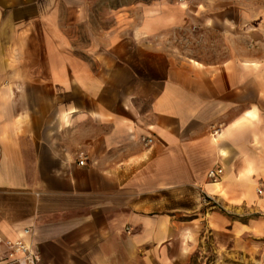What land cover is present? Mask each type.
Returning <instances> with one entry per match:
<instances>
[{
    "label": "crops",
    "instance_id": "crops-1",
    "mask_svg": "<svg viewBox=\"0 0 264 264\" xmlns=\"http://www.w3.org/2000/svg\"><path fill=\"white\" fill-rule=\"evenodd\" d=\"M20 240L264 264V0H0V264Z\"/></svg>",
    "mask_w": 264,
    "mask_h": 264
},
{
    "label": "built area",
    "instance_id": "built-area-1",
    "mask_svg": "<svg viewBox=\"0 0 264 264\" xmlns=\"http://www.w3.org/2000/svg\"><path fill=\"white\" fill-rule=\"evenodd\" d=\"M146 146L152 145L154 140L152 138H145L143 139ZM79 165L84 166L85 160H81ZM223 171L221 168H215L209 171L208 179L211 182H217L220 179ZM261 193V192H260ZM203 203L207 206H220V204L214 199L209 196H204ZM25 233H29L26 229ZM8 248L11 251V255L19 254V258L16 259H8L4 261V264H43L41 256L34 251V249L23 240H20L16 243L8 244Z\"/></svg>",
    "mask_w": 264,
    "mask_h": 264
},
{
    "label": "rangeland",
    "instance_id": "rangeland-1",
    "mask_svg": "<svg viewBox=\"0 0 264 264\" xmlns=\"http://www.w3.org/2000/svg\"><path fill=\"white\" fill-rule=\"evenodd\" d=\"M181 39V38H180ZM195 258L194 264H219L217 258L212 254L210 248L206 245L203 252ZM222 264V263H221Z\"/></svg>",
    "mask_w": 264,
    "mask_h": 264
}]
</instances>
